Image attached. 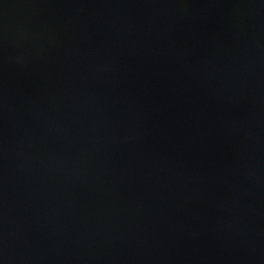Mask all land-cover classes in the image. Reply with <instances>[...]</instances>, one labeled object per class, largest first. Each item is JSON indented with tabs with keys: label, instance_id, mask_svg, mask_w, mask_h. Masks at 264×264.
<instances>
[{
	"label": "water",
	"instance_id": "1",
	"mask_svg": "<svg viewBox=\"0 0 264 264\" xmlns=\"http://www.w3.org/2000/svg\"><path fill=\"white\" fill-rule=\"evenodd\" d=\"M0 264H264V0H0Z\"/></svg>",
	"mask_w": 264,
	"mask_h": 264
}]
</instances>
